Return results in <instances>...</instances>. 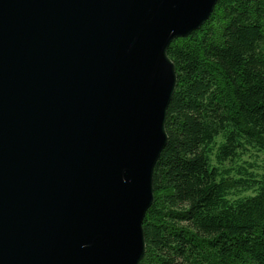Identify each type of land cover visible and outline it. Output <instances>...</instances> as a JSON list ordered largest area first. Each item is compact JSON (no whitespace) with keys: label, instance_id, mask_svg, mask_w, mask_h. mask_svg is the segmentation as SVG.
I'll return each instance as SVG.
<instances>
[{"label":"water","instance_id":"95a60500","mask_svg":"<svg viewBox=\"0 0 264 264\" xmlns=\"http://www.w3.org/2000/svg\"><path fill=\"white\" fill-rule=\"evenodd\" d=\"M219 0H0V264H140L177 88Z\"/></svg>","mask_w":264,"mask_h":264},{"label":"trees","instance_id":"16d2710c","mask_svg":"<svg viewBox=\"0 0 264 264\" xmlns=\"http://www.w3.org/2000/svg\"><path fill=\"white\" fill-rule=\"evenodd\" d=\"M167 54L177 88L140 264H264V174L237 165L264 154V0H219Z\"/></svg>","mask_w":264,"mask_h":264},{"label":"rangeland","instance_id":"374dc122","mask_svg":"<svg viewBox=\"0 0 264 264\" xmlns=\"http://www.w3.org/2000/svg\"><path fill=\"white\" fill-rule=\"evenodd\" d=\"M237 165L249 166V171L263 175L264 174V154L257 153L254 150H250L247 154H245L242 159L238 162Z\"/></svg>","mask_w":264,"mask_h":264}]
</instances>
